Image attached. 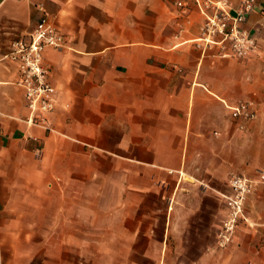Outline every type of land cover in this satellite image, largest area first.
I'll use <instances>...</instances> for the list:
<instances>
[{
    "label": "crops",
    "instance_id": "crops-1",
    "mask_svg": "<svg viewBox=\"0 0 264 264\" xmlns=\"http://www.w3.org/2000/svg\"><path fill=\"white\" fill-rule=\"evenodd\" d=\"M44 16L63 38L41 125L8 54ZM204 20L194 0H0V264H264V0L245 59L198 47ZM233 175L254 188L221 247Z\"/></svg>",
    "mask_w": 264,
    "mask_h": 264
},
{
    "label": "built area",
    "instance_id": "built-area-1",
    "mask_svg": "<svg viewBox=\"0 0 264 264\" xmlns=\"http://www.w3.org/2000/svg\"><path fill=\"white\" fill-rule=\"evenodd\" d=\"M194 2L205 15L200 37L195 41L198 47L216 49L219 58L245 59L258 51L257 40L243 27L247 14L253 9V0H241V7L235 11L230 8L228 0ZM62 38L57 27L44 16L28 39L18 38L10 44L8 58L18 67L20 79L17 84L24 90L32 114L29 121L33 124H45L44 115L56 106L55 89L48 79L44 52L47 48L60 49ZM231 116L234 120L249 122L256 119L257 113L250 103L241 102L232 107ZM261 179L264 180V174ZM228 185L232 193L225 196L227 215L217 235L221 247L231 243L237 227L247 221L245 203L254 188L253 181L239 175L231 176Z\"/></svg>",
    "mask_w": 264,
    "mask_h": 264
},
{
    "label": "rangeland",
    "instance_id": "rangeland-1",
    "mask_svg": "<svg viewBox=\"0 0 264 264\" xmlns=\"http://www.w3.org/2000/svg\"><path fill=\"white\" fill-rule=\"evenodd\" d=\"M234 176V175H233ZM240 176V175H239ZM230 187V186H229ZM232 193V191H231V188H230V194ZM229 194V195H230ZM245 208H246V203H245ZM245 214H246V211H245ZM246 218H247V216H246ZM248 221V220H247ZM247 221L245 222V223H247ZM243 223V222H242Z\"/></svg>",
    "mask_w": 264,
    "mask_h": 264
}]
</instances>
